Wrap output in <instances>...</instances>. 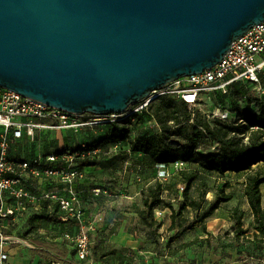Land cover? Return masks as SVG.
<instances>
[{
	"label": "water",
	"instance_id": "1",
	"mask_svg": "<svg viewBox=\"0 0 264 264\" xmlns=\"http://www.w3.org/2000/svg\"><path fill=\"white\" fill-rule=\"evenodd\" d=\"M264 0H0V86L73 113H122L215 66Z\"/></svg>",
	"mask_w": 264,
	"mask_h": 264
},
{
	"label": "built area",
	"instance_id": "2",
	"mask_svg": "<svg viewBox=\"0 0 264 264\" xmlns=\"http://www.w3.org/2000/svg\"><path fill=\"white\" fill-rule=\"evenodd\" d=\"M264 21L251 27L246 33L232 42L222 59L203 72L180 77L165 86L153 89L146 97L131 104L122 113L95 115L92 113H73L39 100L21 95L9 88L0 86V219L7 220L16 216L19 209L31 203L33 213L40 214L48 202V207L59 208V219L76 222V232L66 231L64 238L75 250L76 260H87L90 256L92 236L97 224L103 221L99 214H87L82 198L72 188L75 179L83 177L73 160L67 158L70 150L61 153L50 152L45 158L35 157L32 161H16L10 158L12 145L23 143L24 139L34 140L37 136L50 131L67 130L79 132L83 128H95L106 123L132 120L135 115L146 111L150 105L163 96H172L187 104L193 117L200 111L209 120L220 119L231 122L236 114L231 105L232 89L235 85H249L258 97H264ZM243 104L242 101H239ZM86 144H82L85 148ZM96 150L86 151L89 155ZM81 151V155L86 153ZM65 160L61 167L52 168L48 163ZM171 166L177 171L185 168L186 163L176 161ZM157 179H167L170 172L165 164H158ZM26 174L35 179L59 181L65 190H46L31 193L24 184ZM184 190L181 187L180 192ZM98 195L99 188L92 189ZM48 209V208H47ZM159 213H161L159 211ZM10 237L0 226V264H7L9 253L5 244ZM50 264H65L53 261Z\"/></svg>",
	"mask_w": 264,
	"mask_h": 264
},
{
	"label": "trees",
	"instance_id": "3",
	"mask_svg": "<svg viewBox=\"0 0 264 264\" xmlns=\"http://www.w3.org/2000/svg\"><path fill=\"white\" fill-rule=\"evenodd\" d=\"M244 88L249 90L250 86L247 84L241 86L235 85L232 89L233 98L230 96L231 105L236 114V119L231 122L220 119L209 120L200 111H197L193 117L186 103L177 101L172 96H163L154 101L142 114L135 115V118L132 120L102 124L105 126L109 125L107 133L101 138L94 140L85 148H80L81 151L86 152L106 147L109 144L112 146L118 145L121 140H125L128 137L130 123L135 119H141L145 115L155 130L153 132H140L131 143L132 150L149 156L153 160L155 167L158 164L171 166L176 161L186 163L185 168L179 171L181 182L184 184V190L182 192L180 190L177 191V198L178 200L181 198L182 200H188V204L187 202H179L178 209H175L170 202H166L163 195L164 183L159 180L141 191V207L137 209V213L142 224L149 228L152 235L151 241H153V233H155L152 231H158L162 227V222L155 217L158 209L169 208L171 210L169 230L175 228L177 224L176 216L182 214L184 210L189 207L196 211L200 209V203L190 198L191 189L195 187L194 189L198 190L202 185L200 173L196 169L188 168V164L199 163L204 170L217 172L220 175H224L228 171L236 173L250 172L244 181V196L253 218L252 235L254 239L260 243H264V206L261 191V185L264 184V174L260 170L253 169L254 166L264 162V97L254 99L247 94H242ZM239 101H242L243 104H240ZM202 146H210L213 149L199 159L198 149ZM61 152L60 150L56 153ZM71 152L70 150V152L67 151L66 153L69 154ZM73 161L84 172L85 169H95L102 165L101 161L94 159L93 155H89L87 152L83 155L79 154L78 160L75 161L73 159ZM64 163L67 164L68 162L58 160L48 163V165L52 168H58L64 165ZM93 188H99L101 192L95 195L92 190L89 192L88 189L77 188L81 190V192H78V190L77 192L82 201L84 200L88 204L95 201V203L90 204L92 206H95V204L98 206L103 205L104 200L109 199V197L110 200H114L116 196L126 195L121 189L115 190V193L111 191L109 193L107 189L100 187ZM178 193L181 194V198ZM232 198V194H227L223 189L218 190V194L208 210L200 217L197 214L196 219L190 222L185 227V230L202 226L205 219L220 208L222 203L228 202ZM46 211L47 208L45 207L40 214L34 213L30 215L31 222L33 223L45 218L47 215ZM231 216L236 222V228H241L244 211L238 207H234L232 208ZM110 217L103 219V223L99 222L94 232L99 233V231H103L104 225L107 222H112L115 218L114 216L111 220ZM58 221V224L61 228L65 229V232L68 230L76 232L68 229L76 222L71 220L65 222L60 219ZM3 231L10 234V230L4 229ZM31 231L32 228L28 230V233ZM182 232L183 230L179 228L176 234L172 236V240L179 239ZM22 236L25 235L23 234ZM28 240L33 245L53 253L57 261L65 262L67 259H71L68 256H75V250L71 248V243L65 238L62 242H57L39 238L36 234L29 237ZM192 244L193 241L184 243L183 247ZM123 253L124 251L117 249L97 253L92 251L91 245L88 259L75 260V262L77 264H126L128 260L124 258L126 256ZM71 261L74 263L73 259Z\"/></svg>",
	"mask_w": 264,
	"mask_h": 264
},
{
	"label": "rangeland",
	"instance_id": "4",
	"mask_svg": "<svg viewBox=\"0 0 264 264\" xmlns=\"http://www.w3.org/2000/svg\"><path fill=\"white\" fill-rule=\"evenodd\" d=\"M262 55L264 56V53ZM242 94H247L254 99L258 98L251 88L249 90L244 88ZM108 128L109 125H102L95 128L86 127L79 132L67 130L50 131L37 136L34 140L24 139L23 143L13 145L10 158L16 161L30 162L38 156L45 158L50 152L71 150L72 152L67 155V158L70 161L73 159L76 161L79 154H81L80 148H82V144L87 146L94 140L101 138L107 133ZM154 130V126L145 115L139 120H133L129 125V134L125 140H121L116 146L109 144L92 152L93 158L101 161L102 165L98 169H87L83 177L74 180L72 188L88 189L91 192L93 187H100L107 189L109 193L110 191L115 193V190L121 189L126 195L116 196L113 200L119 211L125 206L129 207L135 204L136 201L138 202L142 189L158 180V168L153 165V160L149 156L132 150L131 143L140 132H153ZM212 149L210 146L200 147L198 149V158L200 159L207 155ZM188 168L196 169L200 173L202 185L198 190L193 187L190 193V198L200 203V209L196 211L189 207L182 214L177 215V224L172 230H169L168 227H161L158 231H152L155 232L153 233V241L148 242L142 248L124 249L123 255L126 256L124 258L128 260L126 264H154L152 263L154 260L151 259L153 258L152 255H146L143 251V249L150 248L156 250L157 254L177 253L178 257L172 260L160 259L157 262L163 261V264H264V243H260L252 235L253 218L242 187L243 183L241 180L246 176V172H242L240 175L234 173L220 175L217 172L204 170L199 163L188 164ZM254 170H260L264 174V163L257 165V167L255 166ZM168 171L170 174L167 179L161 181L164 183L163 195L166 202H170L175 209H178L179 202H187L188 204V200H182L180 193L178 194L181 199L178 200L177 198V191L181 190L184 184L181 182L179 172L172 166H168ZM34 179L29 174H26L24 179L25 187L33 194L46 190L60 189V192H63L62 189L65 187V184L57 180L51 182L44 179ZM220 189L225 192L229 189L228 192L234 195V199L225 203V205H221L212 216L205 219L202 226L185 230V227L196 219L197 214L200 217L208 210ZM261 191L264 206V184L261 185ZM93 203L95 201L89 204ZM29 205L32 206L31 203L26 202V207ZM41 205L48 209L46 217L39 222H42V226L46 229L50 227L48 231L52 232V234H54L55 230L58 232L57 228L60 227L58 224V206L52 205L48 207L47 202H43ZM234 207L244 211L241 228H236V222L231 216L232 208ZM107 209H110V207ZM166 209L162 215L155 213L157 220L171 222V210L169 208ZM24 212L19 211V219L26 220L27 213ZM100 215L103 219L110 217V210L106 211V205L104 210H101ZM114 216L110 217L111 220ZM123 219L124 216L118 217L114 222H122ZM23 220L15 222L12 228L22 224ZM29 221L31 222V219ZM132 222H135L134 219H132ZM10 226H12V223ZM179 228L183 230L182 235L179 239L172 240V236L176 234ZM143 229L146 230L145 228ZM21 231L24 232V235L27 234L24 226L19 227L18 232ZM18 232L16 234L20 235ZM191 241H193L192 245L183 247L184 243ZM146 256H151V258Z\"/></svg>",
	"mask_w": 264,
	"mask_h": 264
},
{
	"label": "crops",
	"instance_id": "5",
	"mask_svg": "<svg viewBox=\"0 0 264 264\" xmlns=\"http://www.w3.org/2000/svg\"><path fill=\"white\" fill-rule=\"evenodd\" d=\"M12 146H11V148H12ZM11 148H10V150H11ZM261 163H264V162H261ZM261 163H259L258 165H261ZM98 168H100V167H97L95 169H98ZM253 169H255V166ZM86 171H87V169H85V172ZM228 173H234V174L240 175V173H242V172L236 173V172H229L228 171L224 175H228ZM248 173L249 172H246V176L241 180L243 183V185H242L243 190H244V181H245ZM77 185H78V182H77ZM63 189L65 190L66 188L64 187ZM76 189L77 188H75L74 190H76ZM230 189H233V188H230ZM77 190H78V192H81L80 189H77ZM227 190L229 191V189H227ZM228 191L226 192L227 194H232V193H229ZM35 194H38V193L36 192ZM233 199H234V195L230 201H232ZM109 200L110 199L104 200V204L106 205V211L110 210V216L115 215V218H114L113 222H107L106 225H104L105 227H104L103 231H99V233L93 232L91 234V236H92V251L93 252L95 251L97 253H100V252L108 251L111 249H117V250H121V251H124V249H127V250L134 249V248L140 249L145 244H147L148 242H150L152 240V235L149 232V228L145 227L142 224V222L140 221L139 214L137 213V209H140V207H141V204H140L141 203V201H140L141 196H140L138 202L136 201L135 204H132L129 207L125 206V208H123L122 210L120 209V211H119L118 207L115 206V203H114L115 201H113V200L109 201ZM83 203H84L83 205H84V208H85L87 214L100 213L101 210H104V207H105L104 204L103 205L101 204V206H98L97 204H95V206H92V205L88 204L87 202H84V200H83ZM225 203H227V202H225ZM225 203H222V205H225ZM125 205H127V204H125ZM108 207H110V209H107ZM166 210L167 209H162V210L158 209L156 211V213L162 215L165 213ZM19 211H23V212L25 211L24 213H27L26 214V217H27L26 220L18 218V216L20 215ZM159 211L161 213H159ZM32 214H34V213L32 212V208L29 205L28 207L25 206V208L19 209L16 216H12L11 218H9L7 220H2L0 222V226L3 230L4 229L10 230V234L4 233L8 237H10L8 242L5 244V248L7 249L8 253H9V259L7 261V264H50L53 261H57L56 260L57 258L55 256H53V253H51L50 251H47L44 248L37 247V246L33 245L32 243H30L28 238L37 234L39 236V238H42V239L62 242L64 240L65 229L58 227L57 229L59 231L56 232V230H55L54 231L55 235H54V234H52V232L48 231V229L50 227H47L48 229H46L45 227L42 226V222H39L42 219L39 221H35L33 223L30 221L28 222V220L30 219L29 217ZM120 214L122 216H119ZM118 216H119V218L124 216V219L122 222H114V221H116ZM132 219H134L135 222H132ZM18 220H23L22 224H19L16 228H12L14 226V223L18 222ZM11 223H12V226H10ZM170 224H171V222H162V227L163 228H165V227L169 228ZM21 226H24V228L27 232V234L25 235L26 238H25V236H22L24 232H22V231L18 232L19 227H21ZM136 227H138V228H136ZM144 227L146 230L143 229ZM31 228H32V231L30 233H28V230ZM77 228H78L77 224L74 223L68 229L76 231ZM3 232H5V231H3ZM17 232L20 233V235L16 234ZM143 251L146 255H152L153 258H151V256H146V257H150L151 259H153L154 262H152V263H154V264H163V261H161L160 263H157L160 259L172 260V259L178 257L177 253L157 254V251L152 249V248L143 249ZM68 257L73 259L74 263L71 261V259H67L64 262L65 264H77L75 262V260H76L75 256L74 257L68 256Z\"/></svg>",
	"mask_w": 264,
	"mask_h": 264
}]
</instances>
